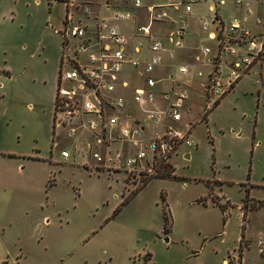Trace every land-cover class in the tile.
<instances>
[{
    "label": "rangeland",
    "instance_id": "rangeland-1",
    "mask_svg": "<svg viewBox=\"0 0 264 264\" xmlns=\"http://www.w3.org/2000/svg\"><path fill=\"white\" fill-rule=\"evenodd\" d=\"M66 1L0 0V264H264V58L205 120L200 83L210 67L190 68V84L175 75L189 96L180 129L193 126L195 146L179 147L162 176L141 184L60 156L73 142L51 130L59 72L69 69L57 31L67 12L88 22ZM210 6L191 5L198 30L214 18ZM234 9L221 7L225 24ZM199 44L214 49L206 36Z\"/></svg>",
    "mask_w": 264,
    "mask_h": 264
},
{
    "label": "built area",
    "instance_id": "built-area-1",
    "mask_svg": "<svg viewBox=\"0 0 264 264\" xmlns=\"http://www.w3.org/2000/svg\"><path fill=\"white\" fill-rule=\"evenodd\" d=\"M227 1L235 8L236 16L225 24L220 11ZM194 2L168 0L159 6L146 5L148 23L135 28L136 37L151 40V54L141 69V63L129 57L124 36L100 16L101 11L111 10L109 19H127L128 14L122 10L127 6L126 0H82L80 5L77 0L65 2L67 9H80L91 20V24L78 22L76 25L67 12L63 29L57 31L62 37L61 65L66 64L69 69L59 72L52 124L54 133L65 129L67 138L73 142L71 151L76 158H85L88 166L91 163L108 171L126 172L144 184L165 173L172 154L179 147L194 146L189 140L191 124H186L185 130L180 129L182 110L189 97L175 78L176 74L188 75L187 65L177 64L173 59L171 74L157 78L153 75L161 66L165 51L174 57L183 47L186 17L191 16ZM256 5L259 12L257 9L255 12ZM141 6V0L131 2L134 9ZM166 9L176 13L165 37L171 46L168 50L153 39L151 33V24L168 18ZM209 10L214 12V18L210 23L202 21V29L206 38L214 42V49L199 50L205 56L211 54L204 63L200 55L195 58L201 65L210 67L205 81L200 83L207 102L202 118L254 66L261 65L264 58V0H215V6ZM255 14L253 24L262 28L259 34L253 33L249 25L250 17ZM138 45L136 41L133 50ZM126 65H130L143 82L142 87L132 91L130 101L116 94L128 87L121 76ZM195 77L202 78L203 74L197 72ZM190 82L191 79L185 80L187 84ZM165 83L169 87L159 92L163 105L156 108L155 88ZM114 144H118V148L112 149ZM69 155V151L60 152L63 159H68Z\"/></svg>",
    "mask_w": 264,
    "mask_h": 264
},
{
    "label": "crops",
    "instance_id": "crops-1",
    "mask_svg": "<svg viewBox=\"0 0 264 264\" xmlns=\"http://www.w3.org/2000/svg\"><path fill=\"white\" fill-rule=\"evenodd\" d=\"M126 1H127V6L125 9H122V10L128 14L129 17L127 19L121 20V21H113V20L109 19L110 16H106V15L103 16V18L106 19L108 24L115 26L117 28V30L120 32V34H122L124 36V38L127 42V45L129 46V50L127 51L129 57L133 60L139 61L141 63L139 69H141L142 64L148 60V58L151 54V51H150L151 40L143 38V37H136L135 28L137 26L146 25L148 23V13H147V10L145 8L146 5L159 6V5L166 3L168 0H163L162 2H159V3H152L151 2V3H147L145 5H142L140 8L143 9L144 15L146 18L144 24L137 23V21H136V9L131 7V2L133 0H126ZM137 9H139V8H137ZM104 12H107V11H104ZM166 12H167L168 18L164 22H155V23L151 24V33L153 35V39L160 41L162 43L163 47L168 50V49H170L171 46L167 43L165 37H166L167 33L169 32V30L173 26L172 19L176 13L172 9H166ZM220 13H221V11H220ZM193 16H194V13L192 12L191 16L186 17V31H185V36L183 38V47L175 52L174 57H171V55L166 51L163 53V55H162L163 61L161 63V66L157 67L153 73V75L156 78L160 77V76H167L168 74L172 73L171 63H172L173 59L177 64L187 65L188 71L190 70V68L199 67L201 65V63L196 61L195 58L199 55H200L199 57L201 58V54L198 51V47L200 45L199 43L204 40L205 35L201 29H200L201 30L200 31L194 27L192 19H191V18H193ZM220 17H221V14H220ZM84 18L88 21L86 23L91 24L90 19H88L86 17H84ZM221 19H222V17H221ZM78 22L81 23V21H78ZM136 41L139 42V45L136 48L137 50L136 49L133 50V47L135 46ZM261 65H262V63H261ZM261 65H259V69H261ZM135 72L136 71L130 65H126L124 67V69L122 70L121 76H122V80L127 81L128 87L124 90H118L116 92V94L124 96L128 101H130V99H131L132 91L136 88L142 87V84H143L141 78L136 76ZM132 74H133V76H131ZM178 76H182L184 81L190 79L188 77V75L183 76V75L178 74ZM132 77L135 80H131L130 78H132ZM191 81H192V79H191ZM240 82H241V80L234 86L233 90L239 86ZM190 83H188V84H190ZM259 83L262 84L263 81H259ZM178 84H180V87L182 89H184L183 87L185 86V84H183L182 81L178 80ZM168 87H169L168 83L156 86V88H155L156 101H155V105H154L156 108H161V106L163 105V102L159 96V92L161 90H166ZM188 100H189V98H188ZM187 102H186V104H187ZM219 103H220V101H219ZM150 107H152V106H150ZM187 109H189L191 111L190 107H187ZM205 117H206V115H205ZM205 117L201 118V120H205L206 119ZM188 124H190V123H188ZM192 128H193V126L191 125L190 133L192 131ZM51 130H52V135L54 137L55 134H54L52 123H51ZM53 145L57 147L56 142ZM194 146H195V143H194ZM0 148H1V146H0ZM65 150L69 151V153H70L69 158H71V157L73 159L76 158L73 155V152L71 150L62 149L61 151H65ZM50 155H51V152H50ZM0 157L3 158L4 154H0ZM68 159H66V160H68ZM28 160L33 161V159H28ZM35 160L36 159H34V161ZM73 161H78V160L74 159ZM86 162H84L82 164V166L90 167V166L86 165ZM48 165L53 167V163H51L50 161H48ZM50 182H51V183H49L50 185L55 184V181L53 178L50 179Z\"/></svg>",
    "mask_w": 264,
    "mask_h": 264
},
{
    "label": "water",
    "instance_id": "water-1",
    "mask_svg": "<svg viewBox=\"0 0 264 264\" xmlns=\"http://www.w3.org/2000/svg\"><path fill=\"white\" fill-rule=\"evenodd\" d=\"M184 158H185V159H188V158H189V155H188V154H186V155L184 156Z\"/></svg>",
    "mask_w": 264,
    "mask_h": 264
},
{
    "label": "trees",
    "instance_id": "trees-1",
    "mask_svg": "<svg viewBox=\"0 0 264 264\" xmlns=\"http://www.w3.org/2000/svg\"><path fill=\"white\" fill-rule=\"evenodd\" d=\"M61 46H62V44H61ZM217 104H218V103H217ZM217 104H216V105H217ZM216 105H215V106H216ZM205 118H206V117H205ZM49 183H51V182L49 181Z\"/></svg>",
    "mask_w": 264,
    "mask_h": 264
}]
</instances>
